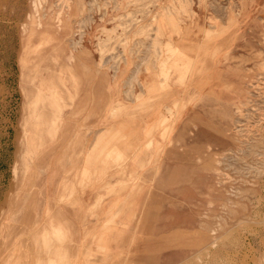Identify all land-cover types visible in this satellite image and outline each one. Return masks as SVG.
I'll list each match as a JSON object with an SVG mask.
<instances>
[{"label":"rangeland","instance_id":"rangeland-1","mask_svg":"<svg viewBox=\"0 0 264 264\" xmlns=\"http://www.w3.org/2000/svg\"><path fill=\"white\" fill-rule=\"evenodd\" d=\"M68 159L125 177L130 264H264V0H0V264Z\"/></svg>","mask_w":264,"mask_h":264},{"label":"crops","instance_id":"crops-1","mask_svg":"<svg viewBox=\"0 0 264 264\" xmlns=\"http://www.w3.org/2000/svg\"><path fill=\"white\" fill-rule=\"evenodd\" d=\"M109 110L100 115L108 116ZM151 120L156 123L161 118L156 113ZM107 122L110 128L118 129V120ZM144 129L134 132L135 144L142 142ZM80 165L69 159L61 162L56 172L40 175L41 187L26 189L24 197L14 201L13 207L25 210L10 217L8 237L2 246L3 259L16 260L14 264H118L124 258L130 264L133 259H148V241L142 238L132 243L128 234L118 228V224L127 221V207L122 206L123 214L118 217L117 182L125 177H118L113 168L88 177H82L80 170H70L81 169ZM80 180L88 181L81 187ZM93 180L96 182L91 184L89 181ZM132 248L141 250V255L133 253Z\"/></svg>","mask_w":264,"mask_h":264}]
</instances>
